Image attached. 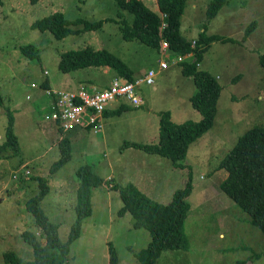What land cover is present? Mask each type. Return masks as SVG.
Listing matches in <instances>:
<instances>
[{"label": "rangeland", "instance_id": "1", "mask_svg": "<svg viewBox=\"0 0 264 264\" xmlns=\"http://www.w3.org/2000/svg\"><path fill=\"white\" fill-rule=\"evenodd\" d=\"M142 1L157 12L156 0ZM209 3L210 0H186L180 33L188 41L203 32L206 36L230 39L210 43L198 65L216 78L220 92L211 128L187 150L183 161L187 168L173 170L170 159L124 145L156 144L159 116L165 112L176 124L199 121L200 114L189 101L196 86L192 77L181 73L179 64H170V53L165 55L169 67L159 69V60L167 57L138 41L123 40L117 22L122 19L131 24L133 14L119 10L115 0H2L0 145L5 140V110L9 109L18 152L6 150L0 154V264H5L2 255L6 251L25 260L33 258L22 238L23 231H32L43 242L24 208L27 197L38 190L37 178L47 180L49 187L39 206L60 225V237L66 239L76 218L71 203L78 186L75 173L83 165L92 167L103 183L92 190V213L81 221L80 235L70 245L65 264H109L110 245L116 251L118 264H142L139 255L150 240L149 232L133 228L130 214L118 215L122 201L113 187L131 183L149 199L167 204L172 190L181 188L188 179V168L192 185L187 199L191 209L185 221L188 247L163 250L154 264H233L239 259L246 260L245 264H264V234L222 193L219 183L225 171L217 168L238 137L253 127H264V71L258 61L264 55V0H226L208 21ZM57 11L68 21H102L103 26L60 40L48 31L30 28L34 21ZM252 23L254 29L245 38ZM25 44L35 47L38 60L19 51V45ZM84 47L113 53L131 68L134 78L143 77L147 68L157 74L153 84H140L139 106L123 100L107 106L106 110H115L126 104L130 109L120 116L103 115L101 133L95 135L82 129L61 133L71 141L70 160L51 174L53 163L63 156L58 141L61 136L43 119L48 111L45 99L33 103L29 83L37 90L48 79L54 89L72 90L81 80L90 79L93 83L89 84L105 87L113 77V70L107 66L70 72L58 69L61 53ZM192 60L191 56L187 61Z\"/></svg>", "mask_w": 264, "mask_h": 264}, {"label": "trees", "instance_id": "2", "mask_svg": "<svg viewBox=\"0 0 264 264\" xmlns=\"http://www.w3.org/2000/svg\"><path fill=\"white\" fill-rule=\"evenodd\" d=\"M29 1L35 3L37 0ZM115 2L119 10L133 14L131 24L122 19L117 22L123 40L138 41L157 52H161V42L164 40L168 43L169 51L173 57L185 56L190 53L193 55L192 61L183 60L179 65L184 76L193 78L196 92L190 96L189 101L192 108L200 114V120L176 124L171 120L170 113L165 112L159 116L158 142L156 144L126 143L124 145V147H133L159 157H166L171 160L173 167L187 168V164L183 162L187 150L192 143L211 128L216 100L220 92V85L216 78L207 71L199 69L198 65L210 43L214 41L225 43L230 39L206 36L203 32L193 40L194 46L192 47L193 41L186 40L180 33V21L186 0H156L158 12L151 10L142 0H115ZM225 2L226 0H210L206 10L208 21ZM1 4L2 0H0ZM162 13L166 14L163 29H161ZM118 16L121 18V11L118 12ZM70 26H80V29L73 30L70 29ZM102 26V21L92 23L82 20L68 21L58 11L30 24V28L40 32L48 31L59 40L69 35H78L80 32L99 30ZM253 29L254 23L247 27L245 38ZM18 49L29 59L38 60L37 50L33 45H19ZM258 61L264 71V55H260ZM101 66L111 68L113 77L135 79L131 68L119 57L105 49L84 47L65 51L60 54L57 65L62 72ZM48 86V79H44L40 83L42 88ZM0 104L2 105L1 95ZM129 109V105L120 104L115 110H105L103 115L105 118L120 116ZM5 112L8 123L5 140L0 145V154L6 150L17 153V140L12 132V115L9 109H6ZM51 124L52 129L56 128L61 136L62 132L55 124ZM58 141L63 156L53 163L51 174L58 172L70 160V139L61 136ZM217 168H222L225 171V176L219 183L222 193L228 196L249 217L251 224L264 234V127H253L238 137L232 148L219 160ZM75 175L78 180L74 205L76 218L71 224L66 239L63 240L60 237V225L43 213L39 206L49 187L47 180L41 177L37 178L38 190L27 197L24 201V208L31 215L33 225L40 231L43 242L32 231H23L22 238L31 248L33 258L25 260L13 251H6L2 255L5 264L67 263L70 245L80 235L81 221L92 213V190L103 183L102 177L97 175L89 165L81 166ZM187 175L188 179L184 185L173 191L167 204L149 199L131 183L125 186L114 185L113 188L118 191L122 201L118 215L130 214L133 219L131 223L133 228H145L149 232L150 240L139 255L142 264H154L163 250L186 249L188 247L185 221L191 209L187 200L192 191L189 168ZM245 263L246 260L239 259L233 264ZM109 264H118L116 251L112 245L109 246Z\"/></svg>", "mask_w": 264, "mask_h": 264}, {"label": "built area", "instance_id": "3", "mask_svg": "<svg viewBox=\"0 0 264 264\" xmlns=\"http://www.w3.org/2000/svg\"><path fill=\"white\" fill-rule=\"evenodd\" d=\"M161 29L165 27L166 14L162 13ZM194 42H192V47ZM169 51L166 41L161 42L160 54L165 56ZM193 55L173 57L170 64L177 65ZM167 57V56H165ZM159 69L169 67L167 60L160 59ZM157 72L148 68L141 78L128 80L123 77H113L105 87H97L91 84L79 85L72 90H57L54 88H42V94L47 98V113L43 119L57 126L62 133L72 132L76 129L87 130L95 135L102 131L103 113L107 106L117 100H123L133 106H139L142 97L139 94L140 84L151 85ZM27 175V172H24ZM15 179V176H12Z\"/></svg>", "mask_w": 264, "mask_h": 264}, {"label": "crops", "instance_id": "4", "mask_svg": "<svg viewBox=\"0 0 264 264\" xmlns=\"http://www.w3.org/2000/svg\"><path fill=\"white\" fill-rule=\"evenodd\" d=\"M157 12H158V8H157ZM147 69H148V68H147ZM147 69H146V70H147ZM146 70H144L143 74H141V75H144L145 72H146ZM112 78H113V77H112ZM84 83L89 84V83H93V82H92V80H90V79H87V80H81L80 83H79V85H80V84H84ZM32 84H33L32 82L29 83V88L33 89L32 92L29 93V95H30V96H31V95L33 96V98H32L33 103H36L35 101H38V100H41V99L44 98V99H45V106H47L48 100H47V98H45V97L43 96V94H42V88L39 87V88H37V90H35V87L32 88V87L30 86V85H32ZM108 84H109V83H108ZM108 84H107V85H108ZM48 87L52 88L50 81H49V86H48ZM25 97H28V95H25ZM40 108L42 109L43 106L41 105ZM51 127H53L52 124H51ZM53 130H56V128L53 129ZM21 164H22V163H21ZM175 168H176V167H173V170H175ZM26 172H27V174H28V171H26ZM172 193H173V190H172ZM91 195H92V193H91ZM170 195H171V194H170ZM75 201H76V193L74 194V201L71 202V203H72V207H73V209H74Z\"/></svg>", "mask_w": 264, "mask_h": 264}]
</instances>
